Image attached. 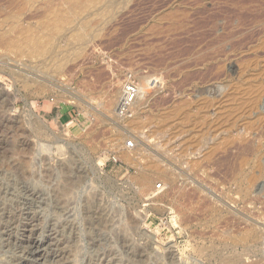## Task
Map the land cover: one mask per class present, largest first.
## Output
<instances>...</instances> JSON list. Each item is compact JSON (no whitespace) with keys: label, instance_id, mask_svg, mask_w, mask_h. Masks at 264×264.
I'll return each instance as SVG.
<instances>
[{"label":"rangeland","instance_id":"1","mask_svg":"<svg viewBox=\"0 0 264 264\" xmlns=\"http://www.w3.org/2000/svg\"><path fill=\"white\" fill-rule=\"evenodd\" d=\"M225 261L264 264V0H0V264Z\"/></svg>","mask_w":264,"mask_h":264},{"label":"bare ground","instance_id":"2","mask_svg":"<svg viewBox=\"0 0 264 264\" xmlns=\"http://www.w3.org/2000/svg\"><path fill=\"white\" fill-rule=\"evenodd\" d=\"M45 49H43L42 52H44ZM47 51V50H46ZM45 51V52H46ZM121 89V88H120ZM119 89V90H120ZM68 94L71 95V101L73 103H78L79 101H81L79 99V97L73 93V92H67ZM121 94L120 96V101L119 102V108H118V113H119V109L121 107H125L127 106V104H129L128 110L131 109L132 107H134V105L139 102V98H141V90L140 87L138 85H136V83H134L132 80H127L124 82L123 87L121 92H119ZM117 97V96H116ZM107 98V97H106ZM110 99V98H108ZM105 100V99H104ZM141 100V99H140ZM109 101V104L112 102V99L107 100V102ZM93 102V101H92ZM89 103V102H88ZM100 103V102H99ZM98 103V104H99ZM108 104V103H107ZM97 110V109H95ZM98 111V110H97ZM75 123H71V125H74ZM124 157H127L126 155ZM129 158V157H128ZM18 212V211H17ZM61 213V212H60ZM59 214V213H58ZM65 215V214H64ZM9 216V215H8ZM20 217V216H19ZM140 216H138L139 218ZM10 220V219H9ZM13 220V219H12ZM130 220V219H129ZM132 221V220H131ZM133 222V221H132ZM32 226V225H31ZM12 227V226H11ZM14 227V226H13ZM16 227V226H15ZM19 227V226H18ZM75 229V228H74ZM76 233V232H75ZM10 238V237H9ZM129 238V237H128ZM125 239V238H124ZM29 240V239H28ZM132 240V239H131ZM49 243V242H48ZM38 245V244H37ZM132 245V244H131ZM46 247V246H45ZM172 249V248H171ZM224 264H231V261H225Z\"/></svg>","mask_w":264,"mask_h":264},{"label":"built area","instance_id":"3","mask_svg":"<svg viewBox=\"0 0 264 264\" xmlns=\"http://www.w3.org/2000/svg\"><path fill=\"white\" fill-rule=\"evenodd\" d=\"M128 107H129V104H127V106H123L119 109V115H125L127 110H128ZM127 146L130 147V148H133L135 145L133 142H129L127 143ZM161 187V186H160Z\"/></svg>","mask_w":264,"mask_h":264}]
</instances>
